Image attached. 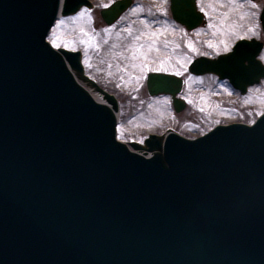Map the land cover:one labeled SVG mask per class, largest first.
Here are the masks:
<instances>
[{
    "label": "water",
    "instance_id": "water-1",
    "mask_svg": "<svg viewBox=\"0 0 264 264\" xmlns=\"http://www.w3.org/2000/svg\"><path fill=\"white\" fill-rule=\"evenodd\" d=\"M57 3L0 0V264H264V113L194 139L149 133L130 145L152 156L131 152L115 139L114 96L83 74L79 50L45 42ZM130 3L100 15L111 24ZM82 5L65 0L61 15ZM170 10L189 30L202 21L195 0ZM260 21L264 34V7ZM262 45L240 40L188 71L245 93L264 77ZM182 84L146 76L177 112Z\"/></svg>",
    "mask_w": 264,
    "mask_h": 264
},
{
    "label": "rangeland",
    "instance_id": "rangeland-1",
    "mask_svg": "<svg viewBox=\"0 0 264 264\" xmlns=\"http://www.w3.org/2000/svg\"><path fill=\"white\" fill-rule=\"evenodd\" d=\"M90 1L93 4L90 16L85 15L74 21L66 19L65 25L57 30L56 35L61 45H69L65 49L81 52L84 73L116 96V136L122 142L141 143L149 133L163 135L168 130L194 138L216 124L251 123L264 111V79L249 87L246 94L240 95L226 80H218L214 75L193 76L186 73L184 80L189 77L191 79L187 84L184 83L180 94L182 99L187 97L184 99L186 105L180 112H175L169 96L147 94L145 75L148 72L140 74L139 59H134L132 50L129 49V46L133 45V39L127 31H123L131 28L133 34H139L140 31L167 28L156 43L160 52L156 53L154 50L151 54L158 59L170 56L175 62L177 58L183 60L185 54L191 58L199 56L188 49L189 41L200 52H207L208 55L205 56L215 57L216 51L208 48L207 42L219 43L228 39L232 46L237 40L233 30L241 35L247 34L263 40L258 17L264 0H197L199 9L205 8L208 15H205V23L192 31L172 20L168 0H132L131 8L121 15L124 19L120 17L113 23L115 28L106 25L99 15L102 4H110L113 0ZM133 8L136 9L135 12L132 11ZM141 20H146L149 24L152 21L156 23L149 29ZM209 23L215 27H208ZM181 28L185 29L184 33L180 32ZM249 28L254 29V32H249ZM116 38L119 41L115 42ZM84 40L89 43H82ZM123 51L127 53V58L121 61L118 53ZM261 55H264V48L259 59ZM262 62L264 64V61Z\"/></svg>",
    "mask_w": 264,
    "mask_h": 264
},
{
    "label": "snow or ice",
    "instance_id": "snow-or-ice-1",
    "mask_svg": "<svg viewBox=\"0 0 264 264\" xmlns=\"http://www.w3.org/2000/svg\"><path fill=\"white\" fill-rule=\"evenodd\" d=\"M64 2L65 0H58L55 14L53 15L52 20L50 21L48 32H46L45 34L47 36L48 43L56 49H60L61 47L63 48L69 47L67 43L61 45V43L58 42L59 37L56 35L57 30L65 25L66 19H70L74 21L77 18L84 17L85 15L90 16V9L82 8L80 12L76 14V16L64 18L61 15L63 12L62 5L64 4ZM102 7L108 8L109 4L107 3L102 4ZM132 11L135 12L136 9L133 8ZM200 11L203 12L206 16L208 15L205 8L201 7ZM121 19H124V17H121ZM141 23L144 24L146 28L151 29V26L154 25L156 21H152L151 24H149L148 21L141 20ZM164 23L167 24V21H165ZM115 27H116L115 24L111 25V28H115ZM208 27L212 28L215 27V25L209 23ZM81 31L83 32V29H81ZM105 31H109V29H105ZM123 31H127L129 36H131L133 39V45H130L129 49L132 50L133 58L139 59L138 67L140 69L141 75H143L145 72H153V73H168L174 75L175 77H184L188 72L187 65L191 63L192 58L189 57L187 54H185L183 60L177 58L175 62H173V58L170 56H164L163 58L158 59L151 55L154 50L156 53L160 52V49L156 47V43L159 40V38L165 34L167 28H155V30L140 31L139 34H133L131 28L123 29ZM248 31L254 32V29L249 28ZM180 32L184 33L185 29L181 28ZM85 35H87V33H85ZM233 35L237 40L253 38L252 36H248L247 34L241 35L239 32H236L234 30H233ZM141 41H147V43H142ZM82 43L88 44L89 41L84 40L82 41ZM177 47H179V45H177ZM187 47L191 52L195 53L196 55H208L207 52H200L191 41L187 43ZM207 47L214 49L216 51L217 56L221 55V53H228L232 50V47L228 39L221 40L219 43L208 41ZM260 60L264 61V55L260 56ZM133 67H137V65H133ZM137 79H139V77H137ZM161 79L167 80L165 77H158L155 80H161ZM189 79H191V77L185 79L184 83L187 84ZM225 90L227 91V89ZM229 95H231L230 92ZM184 99H187V97H184ZM188 102L191 103V101Z\"/></svg>",
    "mask_w": 264,
    "mask_h": 264
},
{
    "label": "bare ground",
    "instance_id": "bare-ground-1",
    "mask_svg": "<svg viewBox=\"0 0 264 264\" xmlns=\"http://www.w3.org/2000/svg\"><path fill=\"white\" fill-rule=\"evenodd\" d=\"M116 41H119L118 38H116L115 42ZM119 43V42H118ZM118 58L123 61L125 58H127V53L125 51L121 52V53H118Z\"/></svg>",
    "mask_w": 264,
    "mask_h": 264
}]
</instances>
